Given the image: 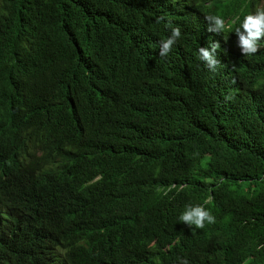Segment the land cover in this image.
Masks as SVG:
<instances>
[{"label": "trees", "instance_id": "1", "mask_svg": "<svg viewBox=\"0 0 264 264\" xmlns=\"http://www.w3.org/2000/svg\"><path fill=\"white\" fill-rule=\"evenodd\" d=\"M259 4L0 0V264H264V50L235 38Z\"/></svg>", "mask_w": 264, "mask_h": 264}, {"label": "clouds", "instance_id": "2", "mask_svg": "<svg viewBox=\"0 0 264 264\" xmlns=\"http://www.w3.org/2000/svg\"><path fill=\"white\" fill-rule=\"evenodd\" d=\"M164 17H159L163 21ZM208 20H212L210 27L217 33L230 31L233 25L228 24V19H223L220 15L209 16ZM181 37V29L175 27L171 29V34L160 41V56H167ZM236 43L240 41L242 52L247 55H255L264 50V0H260V4L243 14L240 22L235 27ZM209 47H201L199 49V59L205 62V66L216 71L219 61L216 57L219 56L216 43H209ZM167 193H165L166 195ZM179 221L203 228L205 221L211 224L215 222V216L200 204H188L185 210L180 214Z\"/></svg>", "mask_w": 264, "mask_h": 264}, {"label": "bare ground", "instance_id": "3", "mask_svg": "<svg viewBox=\"0 0 264 264\" xmlns=\"http://www.w3.org/2000/svg\"><path fill=\"white\" fill-rule=\"evenodd\" d=\"M137 8V7H136ZM113 25V24H112ZM207 37H209V35L207 36ZM207 41V40H206ZM209 41V40H208ZM133 57V56H132ZM196 59V58H195ZM169 69V68H168ZM132 74V73H131ZM102 117V116H101ZM99 122V121H98ZM106 123V122H105ZM44 131V130H43ZM49 132V131H48ZM52 132V131H51ZM54 136V135H53ZM51 138V137H50ZM59 138V137H58ZM54 146V145H53ZM59 146V145H58ZM62 146V145H61ZM51 148V147H50ZM53 150V149H52ZM53 158H54V156H53ZM6 163H7V161H6ZM72 171V170H71ZM116 196V195H115ZM177 229V228H176ZM77 243V242H76ZM65 245V244H64Z\"/></svg>", "mask_w": 264, "mask_h": 264}]
</instances>
